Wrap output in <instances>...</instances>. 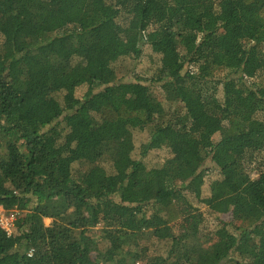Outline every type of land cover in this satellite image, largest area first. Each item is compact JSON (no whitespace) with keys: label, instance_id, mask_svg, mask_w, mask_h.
<instances>
[{"label":"trees","instance_id":"obj_1","mask_svg":"<svg viewBox=\"0 0 264 264\" xmlns=\"http://www.w3.org/2000/svg\"><path fill=\"white\" fill-rule=\"evenodd\" d=\"M0 207V264H264V0H0Z\"/></svg>","mask_w":264,"mask_h":264},{"label":"rangeland","instance_id":"obj_2","mask_svg":"<svg viewBox=\"0 0 264 264\" xmlns=\"http://www.w3.org/2000/svg\"><path fill=\"white\" fill-rule=\"evenodd\" d=\"M64 43L66 44V46L69 45L67 39H65ZM148 63H149V61H148ZM148 63H147V65H148ZM129 77H130L129 75H127V76L124 75V80H126ZM81 90H82L81 88H77V94L78 95L82 93ZM138 138H141L140 134H138ZM168 155H169V153L167 152V150H164V149L152 151L151 155L149 154V156L146 158L147 166L157 164V162L161 161L163 158L167 157ZM253 166H254V164L251 165V168H253ZM252 170L253 171H252L251 175L256 176L257 170L256 169H252ZM9 211H11V210H9ZM201 211L204 213V219H205L204 224H203V227H204L203 233L207 234L206 239L202 238L201 241L203 242L204 245H208V244H211L213 242V240L217 239V238H215V236H213V232L218 227L217 226L218 222L215 219H213V216L211 214H208L204 208H202ZM7 213H8L7 211H5L4 213L0 212V215L4 217L6 228L8 229V231L10 233H12L15 230V225H14L13 221H10L8 219ZM15 217H16V213H15ZM222 218L224 221H227V222H229V221L231 222V220H232V217L228 216V215H226V216L223 215ZM43 221H44L45 225H49L51 222V219L45 218ZM241 224H243L241 220H235V222H234V225L239 226ZM211 238H213V240ZM210 239H211V241H210Z\"/></svg>","mask_w":264,"mask_h":264},{"label":"built area","instance_id":"obj_3","mask_svg":"<svg viewBox=\"0 0 264 264\" xmlns=\"http://www.w3.org/2000/svg\"><path fill=\"white\" fill-rule=\"evenodd\" d=\"M0 212H2V213H4L5 212V210L4 209H2V207H0ZM8 213H7V216H8V219L10 220V221H15V212L13 211V210H11V211H7ZM0 226L2 227V228H4L8 233H10L9 231H8V229L6 228V226H5V221H4V217L3 216H1L0 215ZM31 253H32V249L31 250H29V252H28V255H31Z\"/></svg>","mask_w":264,"mask_h":264}]
</instances>
